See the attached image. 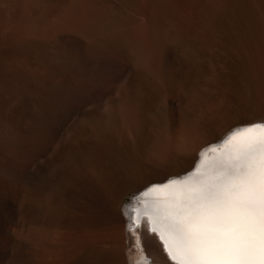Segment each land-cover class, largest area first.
<instances>
[{
    "label": "bare ground",
    "instance_id": "6f19581e",
    "mask_svg": "<svg viewBox=\"0 0 264 264\" xmlns=\"http://www.w3.org/2000/svg\"><path fill=\"white\" fill-rule=\"evenodd\" d=\"M0 8L5 9L1 23L10 22V28L2 27H7L5 22L0 25V53L13 48L11 54H3L8 58L3 68L0 58V69L5 68L0 70L3 264H98L103 245L117 244L123 223L135 257L125 213L130 202L144 209L146 198L132 196L193 168L197 174L211 173L213 162L233 154L243 139L235 136L219 146L222 137L264 121V114L251 112L216 134L197 135L192 142L183 130L180 150L166 141L154 152L153 147L143 148L146 139L139 137L147 134H142V119L149 107L162 115L167 111L161 90L169 88L173 95L178 89L173 75L175 49L190 57L182 58L187 63L180 69L191 75L196 68L190 63L192 56H203L211 42L221 43L226 18L247 28L251 66L264 96V0H0ZM188 111L181 116L185 132L192 120ZM134 141L138 148H131ZM166 160L173 164L164 172L151 171L150 166ZM192 181L189 177L167 188H153L147 198L170 203ZM130 193L129 202L121 207L122 198ZM22 208L30 214L28 258L11 254L6 245ZM142 223L138 234L151 227L147 215ZM75 225L94 240L82 251L73 246H77L72 240ZM100 236L106 237L102 244ZM143 247L145 254L166 258L150 233L145 234Z\"/></svg>",
    "mask_w": 264,
    "mask_h": 264
},
{
    "label": "snow or ice",
    "instance_id": "6c2138e0",
    "mask_svg": "<svg viewBox=\"0 0 264 264\" xmlns=\"http://www.w3.org/2000/svg\"><path fill=\"white\" fill-rule=\"evenodd\" d=\"M235 136L243 139L233 154L213 162L211 173L170 177L132 197L146 199L144 209L130 202L125 213L136 248L129 264H264V121L236 128L220 143ZM189 177L192 183L170 203L147 198L153 188ZM144 215L151 227L138 234ZM146 233L156 237L165 259L145 254Z\"/></svg>",
    "mask_w": 264,
    "mask_h": 264
},
{
    "label": "rangeland",
    "instance_id": "374dc122",
    "mask_svg": "<svg viewBox=\"0 0 264 264\" xmlns=\"http://www.w3.org/2000/svg\"><path fill=\"white\" fill-rule=\"evenodd\" d=\"M2 8H0L2 11V12L0 11L1 12L0 14L5 13L3 12L5 9L2 10ZM0 17H2V15H0ZM3 20H4L3 23L5 22L7 27H5V25H2V27L4 26V28H10L9 26L10 22H8L7 20L5 21V19ZM225 20L226 22L224 25L225 26L224 34L222 35L221 43L219 45H216L214 44V42L213 43L211 42V45H209V48L207 49V51L203 54V56H201L202 58L201 57L198 58V56H196L195 53L194 55L192 54L194 57L191 55L193 60L191 59L190 63L193 62V65L196 67L193 73L197 71V69L199 71V72L198 71L195 72L194 74L192 73L194 76L192 74L188 75L186 72L181 70L186 62V61L183 62L184 59L182 58L184 57L185 59H187L190 57L184 56V55L181 56L182 55L181 51L180 53L179 52L177 53V51L180 49L177 50L176 48L175 51L173 50L174 51L173 53V64H174L173 65L174 66L173 75L175 74L174 77L176 76L177 81H179L178 89L177 90L173 89V95H171L172 93L171 91H169V88H166V89L164 88L163 90H161L160 98L163 99L165 97V100L164 99L163 100L166 101L167 103V111L165 115H162L160 114V111H157L149 107L148 110L150 112L147 110V112L145 113L146 116H143L142 121L144 122H142V130L144 133L142 134H145L146 132L148 134V135L147 134L139 135V137L141 136L142 140H144V138L146 139L143 141L144 143L142 142L143 148L146 147V148L151 149L153 147L152 149L155 152L164 143L169 142L174 147L175 150H180L183 146L182 141L184 140L183 138L180 139V134H182L183 130H184L183 134L184 135L187 134V136L189 137V139H191V142H192L193 141L192 139H194L195 137L196 138L199 137L197 135L203 134V133H205L206 135L216 134L217 132H219L220 130L224 128V125L226 126V124L228 125L231 122L247 117L251 114V112H254L255 114H264V96L261 90L259 89V86H260L258 83L259 80H257L258 73L256 74L255 72L256 69H254L251 66L253 52H252V49L249 48L251 47L249 45V41H247L248 36H249L248 32H246L247 28L246 29L242 27L238 28V26H236L235 24L234 25L230 24L227 18ZM3 23H1L0 21V25ZM1 30L3 29L1 28L0 31ZM5 30L7 31V29H4L3 33L5 32ZM5 47H3V49ZM7 47H11V46L7 45ZM9 49L10 48H7L8 50L7 52L4 50H1V52L11 54L12 51L9 52ZM11 49L13 48L11 47ZM250 50H251V53H250ZM5 53H2V54L0 53L1 54L0 58L2 56L7 57V54L3 55ZM6 57L1 58L2 68L5 67L4 63L5 61L8 60V58ZM180 57L182 60L180 59ZM249 60L251 61L249 62ZM2 63H3V66H2ZM200 65L201 67L198 68V66ZM6 67H7L6 70L11 69L9 65L8 66L6 65ZM4 69L2 70L0 69V70L3 71ZM201 69L203 71H200ZM202 72L204 73L203 77L201 75L203 74ZM196 73H199L198 74L200 75L198 76L199 78L197 77ZM187 79H190V80L192 79V81L187 80ZM176 94L177 96H179L178 98ZM256 104L257 105L261 104V105L255 106ZM176 108H178V111ZM202 109H203V113L206 112L205 114H202ZM186 111L189 112V118H192V120H190L187 123L188 128H186V132H185V129H182L183 126H182L181 116H183ZM179 113H183V114H179ZM200 115L201 117H203V119L200 117ZM195 117L197 119H195ZM171 118L173 119V124L171 123L172 121ZM189 124L191 125L193 124L192 126L190 125L191 128L189 127ZM196 131L198 132L196 133ZM133 145L135 147L137 146L135 141L130 144L131 148L134 147ZM138 147L139 146H137V148ZM164 162L165 161H162L163 164H161V166H150L151 171H153L154 173H162L167 169L169 165L173 164V161L171 162L170 160H166V163ZM130 196H131V193L125 195L122 198L123 204L121 203L122 204L121 207H123L127 202H129L131 198ZM22 209L19 210L20 213L16 215L17 217L14 220L15 223L13 227H11V230L9 231L10 233L7 234L8 236L6 239V245L8 247L7 249L10 251L11 254H14V253L21 254L22 253V255L25 256V258H28V253H29L28 231L30 228L29 227L30 217L28 216H30V214H28L29 211L27 209L25 208L23 210ZM24 210H27L28 212L26 213ZM118 213H119V216L124 218L122 208H120V211ZM124 225L125 224L123 223V227L119 228V233H118L119 238L116 239L117 243L118 241H122L125 236L123 233L125 231ZM73 230H74V234L72 235V240H73V244H77V246L73 245L76 251H82L83 249L86 248L87 245L90 244V242L94 241L93 238L87 235L88 233H85V231L78 225H75L73 227ZM86 235L89 236L88 238L91 237L92 239L91 238L86 239L87 238ZM85 239L87 242L84 241ZM105 239L106 237L104 236H100V238L97 237L98 242H101V244L102 242L105 241ZM77 241L79 242L77 243ZM65 258H67L65 259V262L69 261L68 257H65ZM0 264H3L2 261H0Z\"/></svg>",
    "mask_w": 264,
    "mask_h": 264
},
{
    "label": "water",
    "instance_id": "95a60500",
    "mask_svg": "<svg viewBox=\"0 0 264 264\" xmlns=\"http://www.w3.org/2000/svg\"><path fill=\"white\" fill-rule=\"evenodd\" d=\"M229 133H227V134H229ZM227 134L224 137H222V139L225 138L227 136ZM220 141H219V146L222 144V143H220ZM193 171H194V168L191 169L190 171L185 172V173H191ZM184 174H181L180 176H183ZM163 183H161V184H163ZM152 184H154V183H152ZM152 184H150V185H152ZM143 191H144V189L141 190L139 193H141ZM129 253H130V249L127 246V242H126V239L124 236L123 240L118 241L117 244L114 242H111V243H107V244L103 245V251H102V254H101V257H100L98 264H129Z\"/></svg>",
    "mask_w": 264,
    "mask_h": 264
}]
</instances>
